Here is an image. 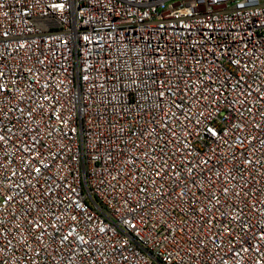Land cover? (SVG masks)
Masks as SVG:
<instances>
[{
  "label": "built area",
  "instance_id": "2783aa9c",
  "mask_svg": "<svg viewBox=\"0 0 264 264\" xmlns=\"http://www.w3.org/2000/svg\"><path fill=\"white\" fill-rule=\"evenodd\" d=\"M0 264H264V0H0Z\"/></svg>",
  "mask_w": 264,
  "mask_h": 264
}]
</instances>
